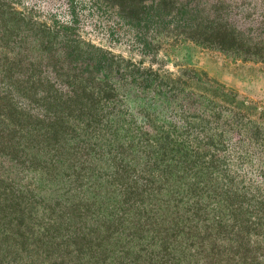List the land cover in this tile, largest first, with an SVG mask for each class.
<instances>
[{
	"label": "trees",
	"instance_id": "obj_1",
	"mask_svg": "<svg viewBox=\"0 0 264 264\" xmlns=\"http://www.w3.org/2000/svg\"><path fill=\"white\" fill-rule=\"evenodd\" d=\"M61 1L52 25L0 3V157L16 175L32 168L77 189L100 186L104 158V199L47 203L0 173V264H264V179L242 171L251 117L224 104V88L195 90L192 69L167 77L77 33L96 16L112 43L142 55L171 37L264 61V0ZM161 106L169 126L156 123ZM220 128L230 137L214 139ZM70 140L73 157L62 150Z\"/></svg>",
	"mask_w": 264,
	"mask_h": 264
},
{
	"label": "rangeland",
	"instance_id": "obj_2",
	"mask_svg": "<svg viewBox=\"0 0 264 264\" xmlns=\"http://www.w3.org/2000/svg\"><path fill=\"white\" fill-rule=\"evenodd\" d=\"M0 3L7 9H16V11L25 13L28 19L36 21L38 24L46 23L52 25L56 16L61 15L65 10L61 0H0ZM259 10L264 13V8H259ZM83 12L87 13L88 10L86 9ZM107 27H109V24L106 20L88 15L80 24V29L77 31L78 38L83 44L85 43L84 46L88 44L95 45L104 51H111L115 55L131 59L133 62L141 64L142 67L153 68L167 77H180L183 76L184 71L192 69L202 79V82L196 80L191 82V85L199 93L208 91V95L212 96L214 90L210 85L224 88L225 92L223 89V92H217L219 97L225 95L226 99L229 100L228 102L223 101L225 102L224 104L230 109L247 113L251 117L248 129H243L242 133L239 134V137L243 139L242 147L248 150L242 169L246 173L245 181L248 182L256 177L264 179V61L245 60L190 40L176 41L171 37H162L160 39L161 46L155 55H142L132 50L127 44L112 43L107 36ZM8 49H0V55L9 56ZM33 57H35V53ZM230 93L235 94V98H232ZM138 104V101L128 97L124 108L136 116ZM169 111H172V108ZM166 112L164 107H159L156 120L158 125H168L167 122H163ZM191 121L192 126L200 123V119ZM218 131L213 137L214 139H219L222 133H224V138L230 137L227 128ZM250 138L253 139L251 145ZM73 146L74 143L70 140L64 143L62 147L68 157H73L71 156L74 153ZM26 152L30 156L35 155V158L39 160L44 159V156L48 157L47 153L38 152L37 148L33 147H27ZM63 162H66V158ZM68 162H66L67 164L59 163V168L68 166ZM14 164L9 156H1L0 173L6 177H9L10 174L15 180L21 181V183L30 182L37 197L47 203L54 200L71 203L93 201L94 199L99 203L104 199L102 198L104 196L102 185L106 183V176L104 175L110 170L108 160L106 161L104 158L95 162L97 166L96 168L94 167L96 170L94 178L97 179L100 186L88 187L92 180H85V184L80 189L73 185V181H48L34 178L32 168L18 173V177L10 170ZM38 171L40 172L39 168ZM260 173L263 176L259 175ZM99 174L100 176H97ZM22 177L24 179L20 180ZM94 190L99 192V194L95 195ZM39 213L41 214V211Z\"/></svg>",
	"mask_w": 264,
	"mask_h": 264
}]
</instances>
